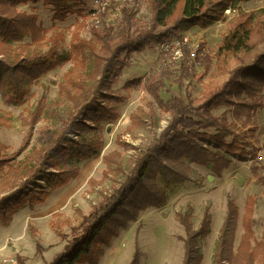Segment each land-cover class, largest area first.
<instances>
[{
    "label": "trees",
    "instance_id": "trees-1",
    "mask_svg": "<svg viewBox=\"0 0 264 264\" xmlns=\"http://www.w3.org/2000/svg\"><path fill=\"white\" fill-rule=\"evenodd\" d=\"M239 1L248 0H149L150 19L137 26L136 0L122 3L106 14L108 19L102 24L91 25L89 40L75 33L69 54L63 55L57 48L58 39L44 53L29 51L28 44H21L27 36L32 43L39 41L42 28L36 14L20 12L16 6L41 2L53 10L55 19L63 20L71 13L82 14L79 6L83 0H0V97L4 104H22L30 86L42 74L63 61L73 63L59 84V99L66 105L65 118L56 114L60 127L43 145L31 150L28 159L32 166L13 162L18 151L26 147L25 140L17 153L5 152L8 148L0 142V181L7 183L14 178V183L3 189L6 192L0 196V223L7 225L25 206L43 203L52 189L78 176L80 161L100 154L104 145L100 134L102 123L119 117L117 104L123 99L114 93L112 86L122 69L129 66L133 54L158 45L168 35L180 36L192 26L207 27ZM258 44L262 48L251 60L239 61L228 71L225 81L205 91L198 102L189 91H186V102L175 95L164 99L160 96L162 81H153L149 89L159 106L169 114L166 126L151 144L140 150L133 167L119 184L72 227L63 250L45 264H96L103 246L109 244L120 228L135 220L139 210L166 202L160 181L169 186L189 179L184 169L188 163L205 166L220 176L232 162V156L252 160L256 157L254 143L245 132L231 127L212 110L220 103L235 104L245 113L261 106L264 25L254 22L251 13L232 18L215 57L220 60L225 56L248 54ZM202 47V44L196 47L195 58L199 54L206 55ZM184 55L181 68L186 67V48ZM147 75L148 72H143L135 81L148 80ZM41 109L42 106L30 112L32 125L40 119ZM256 177L264 184V175ZM254 203V197L245 201L241 220L243 233L235 246L238 212L235 202L227 200L212 264H264V239H254ZM189 217L188 211L178 215L185 232L180 237L182 264H201L203 254L199 244L210 233V212L203 211L196 228ZM36 249L40 254L42 248L38 245Z\"/></svg>",
    "mask_w": 264,
    "mask_h": 264
},
{
    "label": "rangeland",
    "instance_id": "rangeland-1",
    "mask_svg": "<svg viewBox=\"0 0 264 264\" xmlns=\"http://www.w3.org/2000/svg\"><path fill=\"white\" fill-rule=\"evenodd\" d=\"M132 1L117 0L103 14L97 13L98 23L95 16L90 15L95 9L94 0H83L79 6L82 14L71 13L63 20L55 19L53 10L41 2L18 4V11L36 14L42 28L39 41L32 43L27 36L21 44H28L29 51L44 53L58 39V51L68 55L71 37L75 33L81 39L89 40L91 25L102 24L112 8ZM136 3L137 26L147 23L151 13L149 0H136ZM228 10L221 19L207 27L192 26L185 31L194 52L202 44L206 55L199 54L192 60L187 55L184 68H181V59L169 62L163 58L156 44L132 55L129 66L122 69L112 86L114 93L123 99L117 104L119 117L102 123L100 134L104 145L100 154L80 161L78 176L52 189L43 203L25 206L12 216L7 225L0 223V264H45L51 261L63 250L72 227L119 184L133 167L140 150L151 144L169 119V114L159 106L149 89L153 81H162L160 96L164 99L175 95L186 102V91H189L188 94L198 102L205 91L220 86L228 71L239 61L251 60L253 54L262 48L258 44L248 54L216 59L217 46L232 18L251 13L254 22L260 21L264 25V0L239 1ZM85 14L87 17L84 18ZM72 66V61H63L42 74L30 86L20 105H6L0 97V142L7 146L5 152L15 153L26 141V147L16 152L15 164L32 166L28 159L31 150L40 147L60 127L56 114L65 118L66 105L59 99V84ZM143 72H148V80L141 78L135 81ZM261 96V106H255L247 113L231 103H220L212 110L231 127L245 132L254 143L256 157L252 160L232 156V162L220 176L205 166L188 163L184 168L188 180L173 182L169 186L160 181L167 196L166 202L139 210L137 218L120 228L109 244L103 246V253L96 264H182L183 243L180 237L185 232L178 215L188 211L189 220L196 228L204 210L210 212L211 223L210 233L199 244L203 254L201 264H212L215 242L229 198L235 202L238 212L234 245L243 233L241 220L248 197L255 198L252 212L254 239H264V184L256 177L264 175V87ZM41 106L43 113L32 125L29 114ZM107 125H111L109 132L105 130ZM13 183L14 178L7 183L0 181V196L6 192L3 189ZM38 245L42 248L40 254L36 249Z\"/></svg>",
    "mask_w": 264,
    "mask_h": 264
},
{
    "label": "built area",
    "instance_id": "built-area-1",
    "mask_svg": "<svg viewBox=\"0 0 264 264\" xmlns=\"http://www.w3.org/2000/svg\"><path fill=\"white\" fill-rule=\"evenodd\" d=\"M96 5L95 9L92 12V15L95 16L97 23L100 18L97 13H102L107 10L114 2L117 0H94ZM187 31V30H185ZM183 32L180 36H166L163 38V41L157 45L159 54L167 59L169 62H175L180 60L184 55V49H188V58L190 60L195 58L194 47L191 43L190 38L186 32Z\"/></svg>",
    "mask_w": 264,
    "mask_h": 264
},
{
    "label": "water",
    "instance_id": "water-1",
    "mask_svg": "<svg viewBox=\"0 0 264 264\" xmlns=\"http://www.w3.org/2000/svg\"><path fill=\"white\" fill-rule=\"evenodd\" d=\"M110 126H111V125H107V127H106V129H105L106 132H109V131H110V129H111Z\"/></svg>",
    "mask_w": 264,
    "mask_h": 264
},
{
    "label": "bare ground",
    "instance_id": "bare-ground-1",
    "mask_svg": "<svg viewBox=\"0 0 264 264\" xmlns=\"http://www.w3.org/2000/svg\"><path fill=\"white\" fill-rule=\"evenodd\" d=\"M226 11L228 12L229 10L227 9Z\"/></svg>",
    "mask_w": 264,
    "mask_h": 264
}]
</instances>
